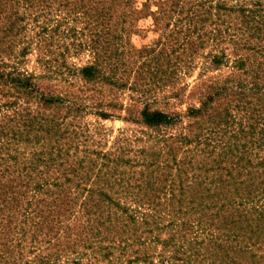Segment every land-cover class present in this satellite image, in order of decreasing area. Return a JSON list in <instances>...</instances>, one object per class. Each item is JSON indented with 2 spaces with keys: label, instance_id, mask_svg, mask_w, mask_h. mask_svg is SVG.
Here are the masks:
<instances>
[{
  "label": "rangeland",
  "instance_id": "rangeland-1",
  "mask_svg": "<svg viewBox=\"0 0 264 264\" xmlns=\"http://www.w3.org/2000/svg\"><path fill=\"white\" fill-rule=\"evenodd\" d=\"M257 3L264 16V0H0V264L155 257L170 216L152 222L169 209L166 199L186 194L179 170L189 157L204 158L187 109L214 82L239 76V64L257 70L249 80L264 93V20L248 24L238 10ZM247 98L259 111H231L228 127L260 136L264 98ZM145 106L182 120L149 128L140 122ZM143 159L158 170L151 184L136 165ZM252 241L237 236L219 254L264 261V245L240 248Z\"/></svg>",
  "mask_w": 264,
  "mask_h": 264
},
{
  "label": "trees",
  "instance_id": "trees-1",
  "mask_svg": "<svg viewBox=\"0 0 264 264\" xmlns=\"http://www.w3.org/2000/svg\"><path fill=\"white\" fill-rule=\"evenodd\" d=\"M256 7L239 8L238 10H242V21L248 20V24L263 22L260 4L257 3ZM254 28L257 30L255 24ZM259 33L260 31L257 32ZM225 59V53L221 52L220 55L213 56L212 63L219 66ZM238 69L243 71L239 76L231 81L223 79L214 82L208 87L200 106L187 109V116L198 119L196 124L199 131L194 138L196 149L204 158L196 160L193 156L189 157L187 168L179 170L185 174L186 194L166 199L169 209L163 210V214L158 213L152 222L153 225H158L162 215H169L170 219L165 227L170 231L168 238L163 239V248L159 252L153 250L156 258L148 255V259H142L149 261H143L146 264H244L238 256L232 258L219 254L225 250L228 240L237 236L247 240L254 239L251 243L242 244L240 248L244 253L257 251L264 245V238L261 236H264V134H251L244 126L240 130H230L228 127L231 111L240 109L245 114H249L250 110L258 112L257 103L249 101L247 97L251 94L257 101L264 98V93L252 86L255 80L252 74L249 80V72L257 70L253 67L245 69L240 64ZM83 74L92 76V68L85 67ZM15 81L22 87L28 85L27 81ZM227 96L230 99L224 107L221 101ZM46 101L51 103L56 99L49 97ZM139 115L140 122L149 128H170L182 120L177 112L168 113L148 106L143 107ZM202 122L205 127H202ZM225 125L227 129L224 130V135L227 133V136L224 137L222 126ZM246 136L252 139L247 140ZM136 165L145 167L142 171V181L145 184L158 180L157 176H153L158 170L148 169L152 163L143 159ZM252 210L257 212L255 217L249 215ZM102 215L104 214H99L98 217L103 218ZM111 217L106 216L103 220L111 224L114 216ZM112 230L119 234L116 228ZM211 251L213 253L210 254ZM204 253L212 259L204 260ZM249 256L250 264H264L262 260H254L256 254ZM138 259L139 257L128 260L127 264L135 263ZM155 259L157 262H153Z\"/></svg>",
  "mask_w": 264,
  "mask_h": 264
}]
</instances>
